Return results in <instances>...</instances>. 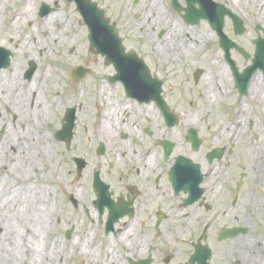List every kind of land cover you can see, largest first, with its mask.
Listing matches in <instances>:
<instances>
[{
	"label": "rangeland",
	"instance_id": "374dc122",
	"mask_svg": "<svg viewBox=\"0 0 264 264\" xmlns=\"http://www.w3.org/2000/svg\"><path fill=\"white\" fill-rule=\"evenodd\" d=\"M93 1L97 2V5L104 10V16L109 19L110 23L115 24L126 49L129 50V47L132 46L137 48L134 51L137 50L142 56L151 55L154 58V66L158 63L157 59L160 60L161 66L166 68V73L169 75V84L174 85L173 89H177L176 86L184 85L195 90L187 96L194 99V104L192 106L185 104V107L182 108L186 111L184 116L192 115L194 117V112L200 109L197 123L203 126L208 138L212 134L216 136L211 141L204 137V145L224 147L231 152H228V155L221 161L214 163L230 165L234 182L238 180L240 173L246 174L238 194L239 201L253 200L257 202L259 200L264 203V159L254 157L246 144L264 139V105L252 98L251 93L254 94L255 91H252L251 85L248 87L247 94L241 97L233 85L220 94L216 93L214 88L212 89L211 84H215L214 74L219 69H224V60L222 50L218 46V38L212 30L210 31L208 24L205 21H199L195 26L186 25L181 16L183 12H174L171 0ZM153 1L161 8L160 11L163 15L161 21L157 20L155 24L152 22L150 25V16L146 11ZM215 1L225 5L243 20L246 25L244 33L234 34L231 21L228 18L224 20V32L252 55L254 51L252 41L257 37L254 30L256 24L261 25L264 29V17L261 16L262 10L264 11V0H258L259 5L254 4V0ZM178 2L185 6L183 0H178ZM41 4H45L51 9L45 16L38 14V7ZM24 7L29 10V16L21 19L19 23L15 19L12 20L18 10ZM50 14H54V17L48 20L47 17ZM174 26L182 29L184 33L178 35L173 32L169 33L168 31ZM53 31L57 35V40L50 43L46 38ZM87 35V27L74 2L67 0H0V46L11 54L9 66L0 70V125L3 124L5 127L4 134L0 135V161L4 156L3 152L7 147L8 139L18 140V148L14 147L10 151H17L16 154L19 155L18 160L15 161L16 167H12L14 172L8 170V173L5 170L9 164L7 160H3L0 165V217L2 218L5 214L4 205L9 200L12 201L14 195L18 196L21 185L38 186L41 188H38L39 190L44 191L43 204L46 210L49 207L50 209L48 218L42 225V231L37 226L41 232V237L37 241L40 247H31L32 251L27 252V247H17L16 249V254L21 255L25 252L27 254L26 261L31 260L34 264H97L104 254L111 253V250L106 251V247L103 245L107 243L108 247H118L115 241L108 244L109 239L107 242L106 239H100V234L95 228L86 227L87 219L82 225L77 224L79 220L75 219V231L70 234L72 236L65 237V233L69 229L68 223L72 220L69 219L66 212L68 205L64 187L69 180H75L76 177L72 170L73 165L69 161L70 154L67 153L64 143L57 141L53 134L61 127L60 119L64 110L76 105L88 107L83 116L77 112L76 122L77 125L81 122L82 126L84 125L83 127H86L90 133L91 122L94 121L92 115L96 110L93 105L100 103L97 101L98 88L93 84H97L98 77L109 73L108 70L102 69L104 68L103 59L95 53V50L89 48ZM36 37L43 42L39 49L34 44ZM188 38L191 39V42L185 41ZM165 40H170V42L164 46L163 50L166 53H163L158 48ZM25 46L32 47L31 56L25 57L20 54ZM175 47H177L176 50ZM183 48L189 50L184 53ZM230 52L239 70L249 64V59H245L243 55L234 50ZM166 57H175V64L169 65ZM30 63L33 64L32 66H36V70L33 77L26 80L23 77V72ZM77 66L89 67L92 72L80 81H72L69 74L71 69ZM198 70L202 74L198 85L194 86L193 75ZM46 73L50 74V80L46 82L40 79L35 80L37 76ZM255 75L260 79L259 91L264 93V72L258 71ZM9 84H16L17 94L20 92L27 94L28 99L25 95L24 103H21L20 99L15 100L16 93L14 91L7 92ZM211 94H213L212 98ZM38 98H41L40 100L45 105H43L44 112L42 114H38V108H32L33 106L30 104L32 100L34 103V100ZM207 98H211V100L208 101ZM241 106L249 110V114L240 117L243 130L238 134L239 139L237 140L235 136L239 124L234 121V115L239 112ZM28 112L31 113L35 121L34 128V123L32 124L26 119ZM95 119L97 122L98 117ZM77 132L81 133V129ZM207 132L210 133L209 136ZM27 133L29 135L33 133L35 136L45 134L50 146L46 147L41 157L38 156L37 171L34 174L32 171L29 178L24 180L17 176L15 168L20 164L19 136ZM172 133L169 131L167 134L171 135ZM221 135L224 136L221 137ZM228 137L231 141L227 139ZM71 140L74 154H77L75 144L78 139L74 137ZM27 147H34L40 152V149L31 140ZM245 157H252L255 160L250 162L251 158L247 160ZM21 167L20 165L19 174ZM69 169L72 170V175L69 174ZM17 187L18 189H16ZM21 195L22 193L20 194V215L24 213L21 207ZM262 210L260 209V211ZM257 212L256 210V216ZM27 220L29 219L27 218ZM252 232L256 238L259 237V232ZM7 251L8 248L0 247L1 264L12 262L5 257ZM13 262L25 264L21 258L18 259V262L15 260Z\"/></svg>",
	"mask_w": 264,
	"mask_h": 264
},
{
	"label": "flooded vegetation",
	"instance_id": "af4514ba",
	"mask_svg": "<svg viewBox=\"0 0 264 264\" xmlns=\"http://www.w3.org/2000/svg\"><path fill=\"white\" fill-rule=\"evenodd\" d=\"M135 52L147 72L134 76V84L113 80L114 69L100 56L102 69L109 73L93 84L101 104L93 105L90 133L76 122L77 112L83 116L87 106L63 112L73 114L75 123L73 135L63 144L76 177L64 187L72 220L67 230L72 234L74 220L82 225L87 219L86 227L95 228L100 239L115 241L118 247L105 242L111 253L97 264H264V203L234 196L237 184L243 183L241 173L234 182L230 165L214 163L231 152L204 145V137L211 141L216 136L208 138L197 123L200 109L194 117L184 116L185 104H194L187 96L195 90L184 85L173 89L160 60L154 66L151 55ZM223 60L234 83L231 67ZM201 74L194 73V86ZM213 150L221 158H210ZM180 158L190 163H180ZM233 228L238 229L234 237L228 233Z\"/></svg>",
	"mask_w": 264,
	"mask_h": 264
},
{
	"label": "bare ground",
	"instance_id": "6f19581e",
	"mask_svg": "<svg viewBox=\"0 0 264 264\" xmlns=\"http://www.w3.org/2000/svg\"><path fill=\"white\" fill-rule=\"evenodd\" d=\"M258 2H259L258 0L253 1L254 4L257 3V5H259ZM151 3L152 4H150L149 8H147V11H146L148 12L147 14L150 16L149 18V23H151L150 25H152V22H154L155 24L157 20L161 21V16L163 15V13L161 14V11H160L161 8L157 6V3H155L154 1ZM25 8L26 7H24L23 9H19L12 20L15 19L16 22L19 23L21 19L27 18L30 12L29 10ZM261 10H262V7H261ZM261 16L264 17L263 10L261 12ZM53 17H54V14H50L48 15L47 19L50 20ZM174 29L175 31H172ZM168 32L169 33L173 32V34H177V35L184 33L182 29H179L176 26H174V28L169 30ZM46 40L50 41V43H52V41L56 42L57 40L56 33L53 31L50 34H48V37L46 38ZM185 41L191 42V39L188 38ZM41 42H42L41 40H38V37L34 39V44L37 46L38 49L42 47L43 45V42L42 44ZM167 42H170V40L169 41L165 40L161 44V47L158 48L160 52L166 53L163 49H164V46H166ZM174 49L176 50L177 47H175ZM30 50H32V47L27 48L25 46V48H23V51L20 54L25 57L31 56L32 52ZM187 50L189 49L183 48L184 53ZM166 59L169 65L175 64V57H166ZM223 67H224L223 70L219 69L218 72L217 71L215 72L214 74L215 84L214 83L211 84L212 89L214 88L215 89L214 91L218 94L223 93L225 89L228 88L233 83L230 70H228L227 67H225V65H223ZM38 79L42 80L43 82H46L50 80V74L46 73L41 76L39 75L36 77L35 80H38ZM250 85H251L252 91H255L254 94H257V95H254L252 92L251 93L252 98L256 100L258 103L264 105V93H262V91H259L261 85H260V79L257 77V75H254L252 77L249 87ZM8 86H9L8 87L9 89L7 90V92L11 93L12 91H14L16 93V96H14V99L15 100L20 99V102L24 103L25 98H26L25 95L27 94H22L21 92L17 94L18 91L16 90V84H9ZM32 87H30L31 88L30 90H32ZM212 95L213 94L210 95L211 98H212ZM28 97L29 96L27 95V99ZM211 98H207V100L210 101ZM40 99L41 98L35 99L34 103H31L33 106L32 108H38V114H42L44 112V109H43L44 104H43V101ZM244 114H249V110H247L244 106H241V109L239 110V112L236 115H234L235 116L234 121L239 124V127L236 129V136H235L237 140L239 139L238 134L242 133V130H243L242 121L240 117H242ZM26 119L28 121H31L32 124L34 123L33 124V128H34L35 121L32 118V115L30 112H28V116L26 117ZM23 129L27 130L25 128ZM223 136L224 135H221V137ZM19 137H20V146H19L20 147V164L19 166H17V168H15V173L17 174V176H20V179L27 180L26 178H29V175L32 171H33V174L35 171H37L36 166L38 164V160H37L38 156L41 157V154L45 152L46 147L50 145L47 143L48 138L46 137L45 134L43 135L40 134L38 136H35L33 133L32 135H29L27 133L24 135H20ZM30 140L40 149V152H38L39 150L34 147L33 148L27 147L29 146ZM246 144L248 146V150L252 151V154L254 155V157H257L258 159H264V139L259 140L254 143H250V144L248 142ZM14 147L18 148V140L12 141L8 139L7 147H5V150L3 152L4 156L2 157V160L0 161V165L3 160H7L9 162L8 167L7 166L5 167V170L7 172L8 170L10 172H14V169H12V167H16L15 161H17L19 158V155L16 154L18 153L17 151L16 152L10 151V149L12 150L14 149ZM245 158L247 160L251 158L250 162H253L255 160L252 157L250 158L245 157ZM20 165L22 166L21 167L22 169L20 170V174H19L18 170L20 169ZM22 172L24 173L22 174ZM38 188H39L38 186H34V185L31 186L29 184L21 185L18 196L14 195L13 200L12 201L9 200L4 205L3 211L5 214L2 218L0 217V247L8 248V251H7V254H5V257L12 261L9 264H15L13 261L15 260L18 262V259L20 258L24 261L25 264H34L30 259H29L30 261H26L27 254L25 252L23 254L21 253V255L16 254L17 253L16 249L17 247H27L26 249V252H27L29 250L32 251L31 247H34V248L40 247L39 242H37L38 239L41 237V232L39 231V229L42 231L43 229L42 225L46 222V219L48 218L47 215H48V210L50 209V207L48 210L45 209L46 207L43 204L44 191L39 190L41 188L39 189ZM16 189H18V187ZM21 193H22L21 207L23 208L24 213H21L20 215V194ZM20 218H21V221H20ZM27 218L29 220H27ZM19 221L21 222V225ZM37 226L39 229L37 228Z\"/></svg>",
	"mask_w": 264,
	"mask_h": 264
},
{
	"label": "water",
	"instance_id": "95a60500",
	"mask_svg": "<svg viewBox=\"0 0 264 264\" xmlns=\"http://www.w3.org/2000/svg\"><path fill=\"white\" fill-rule=\"evenodd\" d=\"M74 1L76 4L77 11L80 13L85 25L88 28V38L90 43V48L95 49L97 53L104 55L107 63L112 64L117 72L116 78L120 79L124 77L126 83L133 84L134 82L129 80L127 77L131 78L135 73L139 75L145 74L146 67L144 63L138 59L135 53H125L122 47L121 40L118 36L116 26L110 25L108 18L104 16V11L97 7V3L91 0H68ZM177 0H172L173 7L179 11L180 5ZM187 3V8L184 12V19L190 24L198 23L200 19L208 20L210 26L215 30L216 34L219 36V44L224 50L225 58L231 64L233 73L236 77V86L239 89L240 94L246 92V87L248 85L249 79L252 74L260 68L264 71V37L257 38L253 41L255 45L254 57L252 59V64L247 66L241 74H238L237 68L234 61L230 58V49L235 48L238 52L242 53L245 57H248L242 48H240L236 43L232 42L223 32L224 27V17L228 15L233 24L234 33L241 34L244 32L245 27L240 18L232 13L230 10L219 3L212 0H184ZM199 4V8L195 7V4ZM39 14L40 16L48 14L51 9L45 5L41 4ZM261 26L257 25L256 29H260ZM10 52L7 49L0 47V69L7 68L9 66ZM34 68L30 64L29 71L26 72L27 77H30ZM85 74V70L78 67L73 70L71 77L75 80H80V78ZM126 76V77H125ZM72 115L67 114L62 120V129L58 131L55 135L58 140L66 141L67 133L70 132L72 128ZM217 153L216 155H218ZM221 154L218 155L220 157ZM180 163L189 164V161L184 159L179 160ZM238 229H232L229 234L232 236L236 234Z\"/></svg>",
	"mask_w": 264,
	"mask_h": 264
}]
</instances>
